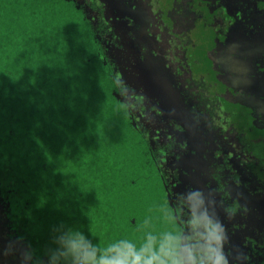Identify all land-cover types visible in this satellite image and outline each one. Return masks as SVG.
I'll return each instance as SVG.
<instances>
[{
  "label": "trees",
  "instance_id": "1",
  "mask_svg": "<svg viewBox=\"0 0 264 264\" xmlns=\"http://www.w3.org/2000/svg\"><path fill=\"white\" fill-rule=\"evenodd\" d=\"M92 20L72 0H0V196L29 264H83L81 236L98 259L179 234Z\"/></svg>",
  "mask_w": 264,
  "mask_h": 264
},
{
  "label": "flooded vegetation",
  "instance_id": "2",
  "mask_svg": "<svg viewBox=\"0 0 264 264\" xmlns=\"http://www.w3.org/2000/svg\"><path fill=\"white\" fill-rule=\"evenodd\" d=\"M72 1L84 6L94 25L105 24L101 46L127 86L120 94L127 99L132 126L157 152L155 165L163 175L165 199L183 246L205 245L210 223L220 237L214 247L227 264H264V0H198L203 3L198 9L203 14L208 9L215 18L205 29L204 14L191 40L179 26V10H165L168 0H142L126 17L121 12L124 0H106L124 17L119 30L127 43L120 35L118 40L108 22L105 0ZM140 7L149 14L144 21L137 17ZM197 40L206 47L199 59ZM143 46L149 51L147 58L141 55ZM139 50L141 59L135 56ZM207 59L210 75L221 87H212L199 72ZM153 62L164 75L155 71ZM192 66L197 76L189 71ZM146 86L152 90L151 103L140 92ZM228 102L250 108L247 114L254 128L246 126L247 132L255 130L261 137L250 139L234 128L237 112L226 109ZM180 108L189 123L183 121ZM19 249L22 256L16 253V261L25 259Z\"/></svg>",
  "mask_w": 264,
  "mask_h": 264
},
{
  "label": "rangeland",
  "instance_id": "3",
  "mask_svg": "<svg viewBox=\"0 0 264 264\" xmlns=\"http://www.w3.org/2000/svg\"><path fill=\"white\" fill-rule=\"evenodd\" d=\"M79 1H81V0H79ZM108 1H111V0H108ZM141 1L142 0H131V1L130 0H124L123 3L126 4V6L124 5V9H122L121 12L125 13V17L128 16L130 14V11H132V9L134 8L133 4H135V6H136V4H141ZM198 2H199L198 0H168V1H165V3H164V4H166V9L165 10L170 12L169 14H171L172 11H176L177 12L179 10V14H180L179 15V22H180L179 26L183 27L184 31H187V36H188L189 39H190V34L192 32H195V30L197 28L200 29V27L197 25V21L199 19H204L203 18L204 14H205L206 19L203 20L204 24H202V26L205 29L209 28L208 24H211L212 20L214 21V18H215L214 14L212 12H208V9H205L204 14H203V12H201L198 9V7H199L198 4H200V6H203V3H198ZM105 4H106V8H107L106 9V18H107L108 22L111 23L112 29H113L115 35L118 36V40H119V38H120L119 35L122 37V35L120 33V30H119V26H121V25L124 26V22L122 21V19L124 17L120 16L117 12L114 11V8L112 7L113 2H107L105 0ZM136 9H137V11H136L137 12V17H138V19L140 21H144V20L149 18V14L147 13V10L145 8L140 7V8H136ZM113 11H114V13H113ZM133 11H134V9H133ZM170 23H171V21H170ZM122 29L124 30L123 27H122ZM190 29H192V30H190ZM123 35H124V38L122 37L123 39H121V41L123 43H127V40L125 39V34H123ZM126 38H127V35H126ZM170 40H171V42L177 41L176 38H171ZM199 44L200 43L197 40V57H198V59H199L201 53H203L204 50H206V47H201L203 45L199 46ZM161 47L162 46H160V48H159L160 53H161V51H163V49ZM200 47L203 49L202 51L200 50ZM210 47H211V45H208L207 50H209ZM132 50L134 51L135 49L132 48ZM141 52H142L141 53L142 56H144L146 58H147V56H149V51H148V49H145V46H143ZM139 55H140V50H139V53L135 52V56H137L139 58ZM183 57H184V53H183ZM139 59H141V56H140ZM153 64H154L153 68L155 69V71L159 75H164V73L159 69L160 66L159 65L156 66V63H154V62H153ZM206 65L202 69L200 68L199 72H201V74L203 73V76H205L206 80L212 85V87H213V84H214V86H217V87L220 86L221 87V84H219L218 80L215 79L214 74L210 75V71H211L210 65L211 64H210L209 60L206 62ZM184 67L186 68L187 66L185 65ZM188 69H190L189 71L191 72L192 75H196L197 76V68H194V66H192V67H188ZM126 72H128V71H126ZM126 74H130V76H131V72L130 71L128 73H126ZM145 74L149 75L147 73V70L145 71ZM132 76H133V74H132ZM154 84L157 85V82L155 80H154ZM134 85L136 86L135 83H134ZM145 85H146V83H145ZM140 92L143 93L146 96V98H147L146 102L147 103L149 101L151 103L152 100H154V97H152L153 95L151 93L152 92L151 88L147 89V86H146V90L145 91H140ZM237 101H239V102L242 101V98H238ZM180 104H181V106L183 105V107H184V103L180 102ZM193 109L197 110V104L193 105ZM226 109L229 110V111L233 110L234 112H237L236 115L235 114L233 115L234 116L233 118L235 120L234 122H235V125H236L234 128L238 132H244L245 134H247V136L250 139L261 137V134L258 135V132H256L255 130L249 129V132H247L246 126H252L250 124V119L248 118V114H247V112L250 111V108H248L247 106H239L237 104L228 102V103H226ZM182 112H181V108H180V115L184 114ZM182 119L186 123L190 122L188 117L185 114L183 115ZM252 127L254 128V126H252ZM2 259L4 260L5 264H8L5 257H2Z\"/></svg>",
  "mask_w": 264,
  "mask_h": 264
},
{
  "label": "clouds",
  "instance_id": "4",
  "mask_svg": "<svg viewBox=\"0 0 264 264\" xmlns=\"http://www.w3.org/2000/svg\"><path fill=\"white\" fill-rule=\"evenodd\" d=\"M206 230L207 243L203 246L185 248L179 234L167 235L162 244L150 242L139 250L130 244L109 247L98 259L83 244L82 236L79 241H72L70 246L83 258V264H227L226 258L214 247L219 246L220 240L216 227L209 223Z\"/></svg>",
  "mask_w": 264,
  "mask_h": 264
},
{
  "label": "water",
  "instance_id": "5",
  "mask_svg": "<svg viewBox=\"0 0 264 264\" xmlns=\"http://www.w3.org/2000/svg\"><path fill=\"white\" fill-rule=\"evenodd\" d=\"M113 94L122 103H126L127 99L122 94ZM4 206H8V203L0 202V264H5L2 257L6 258L8 264H29L28 257L25 254L27 247L21 245V242L14 235L13 230H11L10 225L8 224L9 221L7 219V212ZM12 246H15V248ZM19 246L21 247V251L25 256V259L21 257V260L18 259V261H16V253H18L19 256H22Z\"/></svg>",
  "mask_w": 264,
  "mask_h": 264
}]
</instances>
